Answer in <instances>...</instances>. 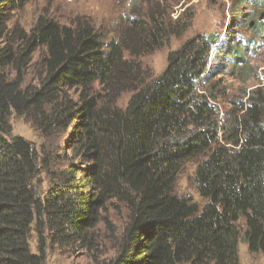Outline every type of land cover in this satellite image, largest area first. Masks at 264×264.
<instances>
[{"label": "trees", "instance_id": "1", "mask_svg": "<svg viewBox=\"0 0 264 264\" xmlns=\"http://www.w3.org/2000/svg\"><path fill=\"white\" fill-rule=\"evenodd\" d=\"M32 1L0 0V43L12 14ZM184 17L151 6L127 16L108 42L88 23L39 18L20 50L0 47V264H45L50 246L89 247L110 201L128 214L109 264H239L240 220L248 251L264 253V84L232 101L223 119L208 103L218 95L200 89L218 58L215 66H231L243 81L253 76L247 46L194 35L150 80L138 61L182 36L192 18ZM250 30L264 42V22ZM38 49L44 75L24 86L22 71ZM13 115L43 136L68 131L62 147L50 156L10 137ZM197 159L202 207L174 192L181 165ZM41 173L51 176L45 191L34 186Z\"/></svg>", "mask_w": 264, "mask_h": 264}, {"label": "rangeland", "instance_id": "2", "mask_svg": "<svg viewBox=\"0 0 264 264\" xmlns=\"http://www.w3.org/2000/svg\"><path fill=\"white\" fill-rule=\"evenodd\" d=\"M264 3L259 0H34L24 6L23 9L12 14L8 24L10 28L9 38L3 45H11L14 50H20L22 37L29 34L39 18L54 20L60 26L74 27L78 22L90 24L97 33L104 36L105 41L117 40L118 32L124 27V20L134 13L143 12L151 6L165 7L169 10L172 19H176L181 13L186 18L192 17L190 27L179 38H172L168 44L160 49L141 56L138 61L149 74V80L161 74L167 66L168 55L178 50L181 45L197 34L215 33L225 41L226 37H234L233 41L242 42L247 47V59L251 66V76L243 81L242 76L234 73L231 66L226 68L215 66L220 61L208 63L205 74L207 80L203 82L202 93L206 96L218 95L216 102L208 103L216 107L218 119H223L224 113L230 110L232 101L242 98L243 92H249L264 84V42L259 40L250 27L256 22H264ZM251 23V25H249ZM19 32L21 38L14 36ZM14 33V36H11ZM227 38V39H228ZM43 51L38 49L27 60L22 71L23 85H38L44 75L40 65ZM214 53L210 57H213ZM228 65V63L226 62ZM7 71L15 73L12 65ZM148 80V81H149ZM67 96L75 99L77 92L71 90ZM129 93L123 94L118 102L119 106H125ZM10 137L21 136L32 143L36 149L43 147L48 150L50 156L62 147L66 133L43 136L31 123L23 118L12 116L10 118ZM56 147H59L56 149ZM199 160L185 162L181 165L175 182L174 192L180 197L189 198L199 207L205 203L195 188L194 172ZM57 165L54 164V167ZM61 164L60 167H64ZM58 167V166H57ZM51 176L44 173L38 175L34 184L35 188L45 191L51 185ZM126 208L110 201L105 209L100 212V219L93 228L89 237L92 244L89 247L73 244L72 246H50L46 252L45 264H109L117 256L122 245L123 231L127 220ZM239 230L238 259L239 264H264V253H251L243 240L244 222L237 223ZM31 251H36L35 236L31 238Z\"/></svg>", "mask_w": 264, "mask_h": 264}, {"label": "clouds", "instance_id": "3", "mask_svg": "<svg viewBox=\"0 0 264 264\" xmlns=\"http://www.w3.org/2000/svg\"><path fill=\"white\" fill-rule=\"evenodd\" d=\"M213 52H211V54H212Z\"/></svg>", "mask_w": 264, "mask_h": 264}]
</instances>
